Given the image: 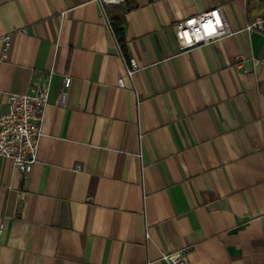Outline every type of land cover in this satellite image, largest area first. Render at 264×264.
<instances>
[{"label": "crops", "instance_id": "obj_1", "mask_svg": "<svg viewBox=\"0 0 264 264\" xmlns=\"http://www.w3.org/2000/svg\"><path fill=\"white\" fill-rule=\"evenodd\" d=\"M219 6L235 33L181 52L176 24ZM105 10L125 48L97 0H0V114L51 76L32 171L0 156V264H264L261 0Z\"/></svg>", "mask_w": 264, "mask_h": 264}, {"label": "built area", "instance_id": "obj_2", "mask_svg": "<svg viewBox=\"0 0 264 264\" xmlns=\"http://www.w3.org/2000/svg\"><path fill=\"white\" fill-rule=\"evenodd\" d=\"M97 1L101 4L103 14L112 29V21L108 17L105 7L109 4L122 3L125 0ZM261 2L264 6V0ZM245 30L263 32L264 17L250 22ZM234 33L235 31L228 23L224 8L221 6L181 20L175 26V35L181 52L209 45ZM8 39L9 37L5 38L3 59L6 58ZM119 47L121 46L119 45ZM124 62V75L118 78V86L121 89L126 88L127 80L133 81L135 74L141 69L135 59L124 57ZM261 63L264 64V57ZM68 85L69 79L66 80L65 89L57 100L58 106L66 105ZM50 86L51 76L44 82L35 80L26 93H8L9 110L5 114H0V156L10 159L23 175H28L38 161L44 113L49 105ZM147 238H149L148 234ZM187 250L188 248H184L175 252H164L161 261L164 264H189Z\"/></svg>", "mask_w": 264, "mask_h": 264}, {"label": "trees", "instance_id": "obj_3", "mask_svg": "<svg viewBox=\"0 0 264 264\" xmlns=\"http://www.w3.org/2000/svg\"><path fill=\"white\" fill-rule=\"evenodd\" d=\"M108 17L112 21V29L119 45L121 46V48H125L126 40H125L124 18L120 16L111 17L109 14Z\"/></svg>", "mask_w": 264, "mask_h": 264}]
</instances>
